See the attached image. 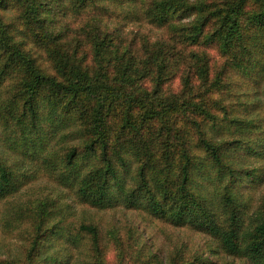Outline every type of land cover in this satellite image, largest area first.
Instances as JSON below:
<instances>
[{
  "label": "trees",
  "instance_id": "trees-1",
  "mask_svg": "<svg viewBox=\"0 0 264 264\" xmlns=\"http://www.w3.org/2000/svg\"><path fill=\"white\" fill-rule=\"evenodd\" d=\"M247 1L0 0V124L17 127L32 150L56 137L67 185L93 211L70 226L55 199L16 207L31 228L24 264H37L47 242L63 239V227L70 236L62 248L79 242L87 264H99L94 214L117 204L208 235L206 249L224 255L218 264H232L227 256L264 264V209L246 221L234 191L256 171L238 164L241 151L257 152L264 140L253 137L264 98L255 102L249 92L264 77V0H253L257 9ZM129 23L149 32L125 39ZM202 43L222 56L211 81L215 112L161 91L182 65L206 73L207 55L195 48ZM13 172L0 155V194ZM207 173L221 181L223 216ZM172 247L166 259L151 254L144 264H214L205 249L187 255L186 243Z\"/></svg>",
  "mask_w": 264,
  "mask_h": 264
},
{
  "label": "rangeland",
  "instance_id": "rangeland-1",
  "mask_svg": "<svg viewBox=\"0 0 264 264\" xmlns=\"http://www.w3.org/2000/svg\"><path fill=\"white\" fill-rule=\"evenodd\" d=\"M212 3L216 0H211ZM258 3L248 0L245 7L256 8ZM11 12L7 13L11 16ZM138 29L140 32L138 33ZM148 26L126 25L121 37L125 39H139V36L147 35ZM195 48L203 50L209 60V66L206 73L197 66L188 68V64L180 66L179 70L170 71V75L165 78L161 87L163 93L171 91V101L179 102L187 97L193 104H200L209 111L215 112L216 107L211 102L214 99L213 87L211 84L212 75L216 72V67L222 60V56L214 44H197ZM201 56H204L202 53ZM193 65H199L195 60ZM184 68V69H183ZM183 69V70H182ZM189 73V80H184L185 74ZM264 77L249 92L253 101L262 102L264 98ZM3 98V97H2ZM1 98V99H2ZM263 113L264 108L259 105L255 107ZM8 124V123H7ZM6 124V125H7ZM45 128L47 126L45 125ZM215 134V133H214ZM59 135V134H58ZM57 135V136H58ZM264 136V122L260 123L258 131L253 137ZM56 137H51L42 150L29 149L31 142H25L23 135L15 126H2L0 124V155L6 164L13 169V184L9 185L0 194V264H24L25 247L28 241L30 227L27 221H19L16 217L15 209L18 206H24L31 202H43V199L49 203L50 199L64 204V216L69 225L75 224L82 216L86 220L87 213H92L90 207L85 202L76 200L73 190L67 185L70 182L66 179V174L59 167L58 154L54 150V145L59 142ZM63 140V139H61ZM258 151L252 154L241 151L242 156L238 159V164L255 168L253 178L247 177L244 181H236L234 191L243 205L246 221L258 217V210L264 209V140L257 147ZM212 173V172H211ZM208 195L214 200L216 210H219V192L221 190V181L212 177L210 173L206 174ZM204 177L203 179H205ZM46 208V207H45ZM47 209V208H46ZM45 210V209H44ZM223 216L225 211H218ZM99 222L101 233L99 234L101 253L99 264H144L148 255L154 254L157 258L166 259L171 254L172 245H178L180 242L186 243L188 254L194 253L197 249H205L203 256L211 259L214 264H218L221 255L206 249L205 242L209 241V236L191 229L189 226H173L170 223L154 217L145 215L142 210L135 208H126L122 204L114 205L110 208L101 209L94 214ZM57 215L51 217V221H56ZM129 229V231H128ZM63 239L69 238V231L65 227L59 229ZM129 236V237H128ZM58 238L47 242L46 247H42L40 254L36 258L37 264H59L56 261L62 260V264H87L86 247L79 242H67V250L62 248L65 241ZM74 240V237H70ZM134 242L137 252L130 257L135 246H128L129 241ZM142 244V245H141ZM82 247V248H81ZM231 258L232 264H260L253 263L247 258ZM93 260V258H91Z\"/></svg>",
  "mask_w": 264,
  "mask_h": 264
}]
</instances>
